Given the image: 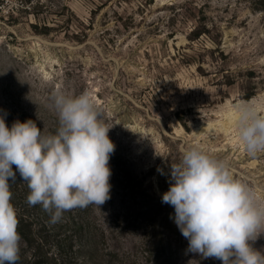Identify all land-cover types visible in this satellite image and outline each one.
Here are the masks:
<instances>
[{
    "label": "rangeland",
    "instance_id": "rangeland-1",
    "mask_svg": "<svg viewBox=\"0 0 264 264\" xmlns=\"http://www.w3.org/2000/svg\"><path fill=\"white\" fill-rule=\"evenodd\" d=\"M57 90L88 92L115 144L110 198L69 210L96 234L75 242L76 264H154L142 209L156 211L172 264H221L188 250L161 195L193 146L264 194V153L249 156L231 127L232 105L264 108V0H0L6 125L54 133ZM250 243L264 252V234Z\"/></svg>",
    "mask_w": 264,
    "mask_h": 264
},
{
    "label": "clouds",
    "instance_id": "clouds-1",
    "mask_svg": "<svg viewBox=\"0 0 264 264\" xmlns=\"http://www.w3.org/2000/svg\"><path fill=\"white\" fill-rule=\"evenodd\" d=\"M51 100L59 123L54 133L42 134L31 119L9 127L7 113L0 115V264H17L20 258L19 221L9 189L17 172L30 190L27 202L50 212L52 223L66 211L110 198L111 127L99 119L88 92L69 96L57 90ZM231 127L249 156L264 153V108L232 105ZM170 180L161 201L174 208L170 218L189 251L221 264H264V252L250 243L264 234V194L237 178L225 160L194 146L171 165Z\"/></svg>",
    "mask_w": 264,
    "mask_h": 264
},
{
    "label": "trees",
    "instance_id": "trees-1",
    "mask_svg": "<svg viewBox=\"0 0 264 264\" xmlns=\"http://www.w3.org/2000/svg\"><path fill=\"white\" fill-rule=\"evenodd\" d=\"M13 170L15 171V165H13ZM9 189L12 193L10 202L16 209L19 221L17 231L21 235L20 243L30 251V256L26 257L22 255L23 249L21 248L17 264H76L75 242L93 241L96 236L95 228L91 227L88 222L73 218L70 211L64 212L58 222L52 223L50 212L45 211L40 204L30 205L27 202L30 190L18 172L15 181H9ZM135 196L133 193V199ZM135 199L137 200V198ZM74 211L81 212V208L77 207ZM137 213L147 219L145 235L148 238V246L145 250L148 254L153 255L154 264H172L169 256L171 255L170 245L164 244L161 230L152 224L155 221L152 215L156 211L142 209ZM172 225L170 229L176 228L175 224ZM130 226L134 227V224H130ZM50 247L55 249L51 254H49ZM79 248L78 246V252Z\"/></svg>",
    "mask_w": 264,
    "mask_h": 264
}]
</instances>
